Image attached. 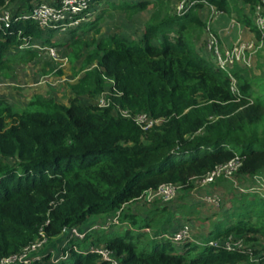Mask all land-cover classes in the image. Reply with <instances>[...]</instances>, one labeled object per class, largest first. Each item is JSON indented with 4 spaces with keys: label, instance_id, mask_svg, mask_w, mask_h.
<instances>
[{
    "label": "trees",
    "instance_id": "obj_1",
    "mask_svg": "<svg viewBox=\"0 0 264 264\" xmlns=\"http://www.w3.org/2000/svg\"><path fill=\"white\" fill-rule=\"evenodd\" d=\"M16 1L19 8H30L31 0L7 4ZM170 1L110 4L128 15L152 5L138 41L119 32L88 42L72 36V60L82 56V44L94 47L82 60L83 75L70 84L68 104L46 95L34 96L22 108L0 100V261L18 253L41 230L51 239L64 228L82 226L90 216L105 218L125 205L120 211L121 222L128 223L124 231L90 232L58 264H107L88 250L99 243L112 249L121 264H264V243L258 246L264 237V197L249 190L232 196L208 237L182 249L162 236L173 226L174 207L161 203L146 216L127 209L161 183H178L186 192L193 179L235 155L241 160L237 175L264 172V62H257V72L238 64L225 71L195 48L205 27L198 14L203 5L234 15L262 40L264 33L252 18L261 0H199L181 16L169 14ZM19 31L42 35L31 20L0 26L3 76L10 62L35 56L30 49L12 54L20 43ZM107 85L109 106L80 100L81 95L96 99ZM114 104L161 121L143 130L115 114ZM144 228L152 230L150 236ZM230 234L244 240L242 249L207 245Z\"/></svg>",
    "mask_w": 264,
    "mask_h": 264
},
{
    "label": "built area",
    "instance_id": "obj_2",
    "mask_svg": "<svg viewBox=\"0 0 264 264\" xmlns=\"http://www.w3.org/2000/svg\"><path fill=\"white\" fill-rule=\"evenodd\" d=\"M100 1L102 0H31L30 8L17 7L12 9L8 6L10 3L7 4L8 0H4V4L0 5V26L8 27L13 20H31L37 28L42 31V36L49 31H68L79 28L82 24L92 20L94 18V5ZM118 1L138 2L143 0ZM198 2L199 0H171L169 14L175 16L184 15ZM211 7L216 14L223 13L217 10L214 6ZM252 18L256 27L264 33V0H261L255 5ZM230 21V26L240 24L234 15H231ZM205 29L206 31H209L208 27ZM17 35L20 39V43L11 50L12 52L23 51L25 49H35L43 50L52 57H57L59 54L57 48L53 46H43L40 44V41L36 40L33 36H24L20 31ZM237 41L238 42L230 47H223L216 35L212 33L208 35L205 43L206 50L212 55L211 61L217 68L229 71L235 64L243 63L249 65L250 55H253L257 42L262 40L257 41L256 39H253L249 41H240L239 39ZM245 51L250 52V55L246 56ZM231 88L233 91H236L234 81ZM111 95L112 92L110 89L109 91L104 90L96 98V104L101 107L109 106L112 103ZM113 112L132 119L143 130H147L161 121V119L152 118L146 112L131 113L126 109H122L118 105H115ZM240 165L241 160L235 155L232 159L217 165L205 175L193 179V186L188 190V193L199 201L211 205L216 209H220L222 205L225 204V198L222 195L214 191H207L199 194L197 188L199 186H210L216 183L220 178L233 181ZM253 177L256 179H264V172L254 175ZM247 190L252 191L251 188ZM239 191L245 190L239 189ZM182 192V185L178 183H161L158 187L147 190L138 201L143 200V202H146L148 205L154 201H159L162 204L170 206L169 204L174 202ZM124 206L125 205L122 207ZM122 207L114 214L96 220L93 224L83 230L79 229V226L64 228L61 232L64 235L63 243L58 249H56L59 250L57 254L52 250L42 251L45 244L50 239H48L46 234L41 230L32 242L25 245L18 253L2 258L0 264H30L32 262H39L41 264L42 262L58 264L62 259L67 258L68 252L66 250L69 247L77 249L75 242L84 240L88 233L99 229L110 230L112 226L115 227L125 224L120 220V211ZM193 227V218L175 216L172 228L162 236L167 238L178 249H182L190 242L201 243V241L193 238ZM144 230L149 231V228H144ZM207 245H222L227 250H235L242 249L245 243L241 237H235L230 234L223 239L208 240ZM88 250L96 253L99 260L104 261L107 264H121L119 257H117L114 251L108 248L104 243L92 244L89 246Z\"/></svg>",
    "mask_w": 264,
    "mask_h": 264
},
{
    "label": "rangeland",
    "instance_id": "obj_3",
    "mask_svg": "<svg viewBox=\"0 0 264 264\" xmlns=\"http://www.w3.org/2000/svg\"><path fill=\"white\" fill-rule=\"evenodd\" d=\"M44 1H50V0H44ZM118 2H119L118 0H102L100 2H97L94 5L93 17L95 18L96 15H98V19H95L96 21L95 27H98L100 31L98 35L93 34V29L91 32L83 33L81 35L82 41L88 42L93 37L100 38L102 36H108L109 34L113 32H119L122 36L126 37L127 39L131 41H138L141 39L143 32H144V25L148 19V13L150 16V13L152 11V5L149 4L146 9L128 15V13L123 9L111 7L110 5L111 3H118ZM125 2H128V1H125ZM10 4L9 6H11L12 9L16 8L15 7L16 5H13V4L10 5ZM230 23L231 21H229V25L227 26L229 29H231L234 26V25L230 26ZM48 33L49 32H46V34ZM72 39L73 37L72 38L69 37L68 39L67 38L61 39V40H66L68 43L61 45L60 49L57 48L59 56L55 58H51L48 53L47 54L43 53L45 51L42 50L41 51L42 53H40V55L36 56V53H35V56L30 57L29 54H27L25 57H19V59H16L10 62V67L7 70V74L9 76L8 78H12L10 81H13L16 84H19L20 86L22 84L24 86V84H27L28 82L36 81L37 82L36 85L39 88H44V87L45 89L49 88L52 94L48 97H52L57 102L62 101L68 104L69 98L71 97L70 95H68V89H69L70 82H73L76 79H78L80 76H82L84 73V70L86 69V68L83 69L81 67L82 57L78 59H74V60L70 58L69 54L72 50V47L69 45V43L72 41ZM240 41H247V40L240 38ZM236 42L238 41L236 40ZM91 48L92 46H87V45L82 44V49H81L82 54L86 55L87 52ZM12 54H15V52H13ZM245 54L246 56L250 55V52L245 51ZM253 55H255L256 60H257L255 65H252L251 60H249V65L242 63L241 64L242 67L247 66V67H251L255 69V66L258 61L264 62V37L262 41L257 42ZM68 56H69V60H68ZM59 58L62 59L63 61L61 62L60 60H58ZM66 58L67 60H64ZM88 68H91V66H89ZM19 69L24 71L28 76L27 77L25 75L19 76V74L15 75V70H19ZM58 70H62L61 73L63 74H57ZM255 71L257 72L258 70H255ZM2 79H4V76L0 74V82L2 81ZM105 91H109L108 85L105 87ZM19 95L21 99L26 97V95H22V94H19ZM83 101L88 102L89 100L83 99ZM89 103H93V101H89ZM12 104L14 108H22L25 106V105H22L20 101L13 102ZM257 179L256 178L253 179L254 183H252V186L250 187L252 191H249V192L251 194H256L259 197H264V179H261V178H259L258 180ZM234 184H235L234 182L228 184L227 194H225L227 197L226 200H228L229 198L232 199V196L236 194L239 195L245 192V191H239L238 187H234L235 186ZM237 186H241L244 190H246V187H248L246 186L245 183L244 184L239 183V185ZM234 190L235 191L237 190V193L234 192ZM186 199H187V195L182 192L179 194L178 198L174 202L176 203L178 200L185 201ZM174 202H172L169 205L171 206ZM197 202L199 205L203 203L201 201H197ZM229 202H231V200H229L228 202H224L225 204H223L222 207L219 209L220 212L217 213L218 216H221L223 208L229 207V204H230ZM154 206L161 208V202L154 201L150 205H148L146 202H143V200H139V201L137 200V201H133L129 203L127 205V209L130 211L138 210L141 216H143V213H145V216H146V213L148 212V210L151 208H154ZM201 207H203L206 212H210L209 214H215L214 212V210L216 209L215 207L210 206L209 208L207 206H203V204H201ZM195 221H196L195 223H197L196 219ZM127 227H128V223H125L123 225H118L115 227L112 226V228L110 229H113V232H111L110 234H114L117 231H124ZM114 229L116 231H114ZM142 231L146 232L147 236H150V233H148V231H145L144 229ZM150 231L152 232V230ZM133 232H135V230H133ZM259 238H260V241L258 243V246L261 247L264 243V237L260 236ZM142 242H143V238H142ZM48 244L49 243L47 242L45 246H47ZM47 250H52L53 252L55 251V254L59 252V250L50 249V248H47L44 251H47Z\"/></svg>",
    "mask_w": 264,
    "mask_h": 264
},
{
    "label": "crops",
    "instance_id": "obj_4",
    "mask_svg": "<svg viewBox=\"0 0 264 264\" xmlns=\"http://www.w3.org/2000/svg\"><path fill=\"white\" fill-rule=\"evenodd\" d=\"M12 4L16 5L15 6L16 8L19 7V5H20L18 3V1L14 2ZM12 4H10V5H12ZM9 7H11V6H9ZM198 14H199L200 18L205 22V27H204L203 32H202L201 36L199 37V39L195 41V48L199 54H201L202 56H204L206 58H209V59L212 58V55L206 50V46H205L206 40H207L208 35L210 33L216 35L219 38V41L223 47L232 46L236 42V40H239L240 38L247 40V41L254 39V36L249 31V29L247 27L241 25V24L234 25L231 29H229L227 26L229 25V21L231 20V16H228L225 13L216 14L214 12L213 8L209 5H203L201 8H199ZM97 18H98V15H96L95 18H93L92 20H90L87 23L82 24L79 28H76V29H71L68 31H49L48 34H43V36L42 35L36 36L35 38H36V40L40 41V44H42L43 46H53L55 48L60 49L61 45L68 43L66 40H61V39H66V38L68 39L69 37L72 38L73 35H77V36H79V38L82 39L81 35L83 33L91 32L93 29V27H91V26H96V23L94 21ZM148 18H149V13H148ZM207 27L209 28V31H206L205 28H207ZM93 34H94V31H93ZM94 35H98V34H94ZM102 37H105V36H102ZM154 43L158 44L159 41L156 40V41H154ZM92 47H94V45H92ZM30 50L32 52H35L36 56L40 55V53H42L41 50H35V49H30ZM43 53L47 54V52H43ZM81 53H82V50H81ZM58 56H59V54H58ZM84 56L85 55L82 54V56H81L82 60H83ZM50 57L55 58L52 56H50ZM58 60H60L61 62L63 61L60 58ZM64 60H67V58ZM68 60H69V56H68ZM249 60H251L252 65H255V63L257 61L255 55H250ZM94 65H95V63L93 62L89 66H91V68H92ZM239 65L242 66L241 64H239ZM254 70H256V66H255ZM61 71L62 70H58L57 74H63V73H61ZM16 74H19V76L20 75H22V76L25 75L26 77L28 76L21 69L15 70V75ZM8 77H9L8 75L4 76V79H2V81L0 82V100H4V102H6L7 104H9L12 107H14L12 103L18 102V101H20L22 105L26 106L27 103L31 100V98L34 95L50 96L52 94L50 92L49 88H46V89H45V87L39 88L36 85L37 84L36 81L28 82L27 84H24V86H23V84L20 86L19 84H16L15 82L10 81L12 78H8ZM77 80L78 79H76L73 82H70V84L77 82ZM19 94L26 95V97L21 99ZM68 95H70L71 97L73 96V93L70 89V85H69V89H68ZM79 98L84 103H89V101H93V103L94 102L96 103V99H92V98L88 97L87 95H81V96H79ZM83 99H87L89 101L86 102V101H83ZM59 103H62L65 105L67 104L66 102H62V101H59ZM253 179H254L253 176L237 175L236 174L233 181L220 178L217 180L216 183H214L210 186H205V187L199 186L197 188V190H198L199 194L205 193L207 191L217 192L218 194L222 195L225 198V202H228L230 200V198L228 200H226L227 197L225 195V194H227L228 184L234 182L235 186L234 185L233 186L238 187V190H239V189H243V188L241 186H237V185H239V183L240 184L245 183L246 186H248V187H246V190H247L248 188H250L252 186V183H254ZM234 192L237 193V190L236 191L234 190ZM183 193H185L187 195L188 200L187 199H186L187 201L186 200L185 201L184 200H180V201L178 200L176 203L174 202L172 204V207H174V217L175 216H186V217L193 218L194 219V227H193L194 236H193V238L196 240L202 241L204 238L209 236V232L213 229V225L219 220L220 216H218L217 213H219L220 211H219V209H215L214 210L215 214H209L210 212H206L205 209L203 207H201V204H203V206H207L209 208L211 205H208L206 203H201L199 205L197 202L199 200H197L194 196L189 194L188 191L183 192ZM230 204H229V206H230ZM133 212L135 214H139L138 210H135ZM143 216H145V213H143ZM100 218L101 217L90 216L82 226H79V229L83 230V229L89 227L91 224H93L96 220H98ZM195 219L197 220V223H195L196 222ZM114 231H116V230L114 229ZM111 232H113V229L108 230L107 233L110 234ZM63 238H64V235L62 233L54 236L53 238H51L48 241L49 244L47 246H44L42 251H44L47 248L55 249V250L58 249L61 246ZM90 240H91V238L85 240L83 242V244L85 246L89 245Z\"/></svg>",
    "mask_w": 264,
    "mask_h": 264
}]
</instances>
